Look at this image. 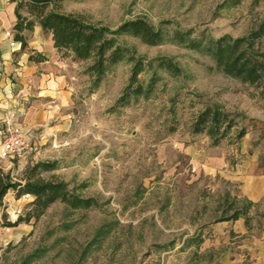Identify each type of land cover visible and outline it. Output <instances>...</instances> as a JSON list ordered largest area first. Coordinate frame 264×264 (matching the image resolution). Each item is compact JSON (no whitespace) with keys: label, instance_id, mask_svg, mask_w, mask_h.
<instances>
[{"label":"rangeland","instance_id":"obj_1","mask_svg":"<svg viewBox=\"0 0 264 264\" xmlns=\"http://www.w3.org/2000/svg\"><path fill=\"white\" fill-rule=\"evenodd\" d=\"M58 10L111 28L143 17L167 33L178 30L204 44L222 37L244 39L264 61V32L254 35L264 24V0L239 5L227 0H63ZM122 40L147 60L173 58L181 74L157 70L149 98L120 105L131 76L127 62L116 65L96 89L86 73L88 63L68 53L59 52L62 63H53L57 69L31 64L19 71L23 65L16 57L6 71L15 97L9 107L25 126L27 153L22 160L0 159V170L23 180L34 166L49 163L51 170L37 172L70 183L98 205L72 209L58 201L38 220L0 225V264H220V249L203 250L199 239L210 224L232 213L229 204L237 196L226 181L204 171L199 156L227 152L232 162L224 150L237 142V131L215 152L206 134L192 133V123L208 105L240 113L239 126L247 127L248 142L259 143L264 156L263 89L227 76L203 50ZM151 73L144 72L141 82L146 84ZM33 199L9 192L0 206V223L25 216ZM239 199L236 207H243L245 199Z\"/></svg>","mask_w":264,"mask_h":264},{"label":"trees","instance_id":"obj_2","mask_svg":"<svg viewBox=\"0 0 264 264\" xmlns=\"http://www.w3.org/2000/svg\"><path fill=\"white\" fill-rule=\"evenodd\" d=\"M16 4L15 39L22 44V50L27 47L25 31H34L40 26L45 33L51 34L54 46L59 52L68 53L82 62H87L86 73L91 77L92 88H98L105 76L113 68L123 62L132 66L129 84L118 99V104L127 105L132 99L149 98L158 81L157 70L177 76L182 72L181 67L173 58L167 56L147 60L137 54L129 46L124 37L138 38L150 46H158L168 42L185 45L191 49L203 50L215 61L217 68L242 83L261 87L264 94V61L253 51L252 43L244 39L232 41L227 37L211 40L204 44L202 41L191 39L187 33L175 31L167 33L157 28L143 17L121 23L116 28L104 24H93L80 15L64 13L58 10L63 0H11ZM233 5H239L242 0H227ZM264 32V24L258 33ZM31 61L42 62L43 56L31 55ZM147 70L151 71L150 80L145 84L140 76ZM242 114L227 111L222 105H208L202 109L192 123V133L206 134L213 146L220 145L234 131L236 140H240L248 133L246 126H239ZM240 127V128H239ZM238 129V130H236ZM257 145L256 142H254ZM45 167L52 169L49 163L34 166L23 180H14L10 172L0 170V206L11 191L17 199L31 195L30 210L25 216H19L15 222H3L0 225L16 227L22 222L38 220L56 202L61 201L72 209L91 208L98 205L92 197H84L77 188L70 186L64 180L45 178L37 170ZM231 197L230 193L227 197ZM240 199L234 198L229 204L232 213L221 217L217 222L245 218L250 225V210L253 203L245 200L243 207H236ZM6 217V215H4ZM204 239H199V244Z\"/></svg>","mask_w":264,"mask_h":264},{"label":"crops","instance_id":"obj_3","mask_svg":"<svg viewBox=\"0 0 264 264\" xmlns=\"http://www.w3.org/2000/svg\"><path fill=\"white\" fill-rule=\"evenodd\" d=\"M15 7L16 4L11 0H0V59L3 61L0 80V126L5 108L15 100L6 81V71L12 65L13 59L19 58L18 64L23 65L19 71H23L31 64L57 69L53 63H62L52 35L45 33L40 26H36L34 31L24 32L27 47L22 50L21 42L15 39L14 27L17 23ZM13 40L18 42L21 48H12ZM28 48L31 49L29 53L26 51ZM31 55L43 56L45 60L31 61L29 59ZM248 136L249 133L224 150L231 155L232 162L227 159V152L211 157L203 151L199 156L206 173L214 178H222L232 187L230 191L232 194L253 203L249 213L251 218L249 226L245 218H239L216 222L204 229L202 249L206 250L209 247L220 249L218 253L220 264H264V156L259 143L257 145L252 143L251 146L247 140ZM220 147L221 145L213 146L215 152Z\"/></svg>","mask_w":264,"mask_h":264},{"label":"built area","instance_id":"obj_4","mask_svg":"<svg viewBox=\"0 0 264 264\" xmlns=\"http://www.w3.org/2000/svg\"><path fill=\"white\" fill-rule=\"evenodd\" d=\"M11 47L18 49L20 44L13 40L11 42ZM2 70L3 61L0 59V80L2 78ZM2 123L4 124V129L0 131V159H24L27 153V145L25 142V126L16 121V114L9 106H7L4 110Z\"/></svg>","mask_w":264,"mask_h":264}]
</instances>
